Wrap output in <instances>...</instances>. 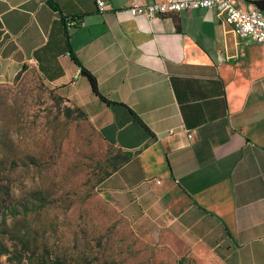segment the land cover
<instances>
[{
    "label": "crops",
    "instance_id": "obj_1",
    "mask_svg": "<svg viewBox=\"0 0 264 264\" xmlns=\"http://www.w3.org/2000/svg\"><path fill=\"white\" fill-rule=\"evenodd\" d=\"M103 1L0 0V86L32 76L130 154L103 193L162 229L177 256L264 264V43L216 10L147 20L128 9L154 0Z\"/></svg>",
    "mask_w": 264,
    "mask_h": 264
},
{
    "label": "rangeland",
    "instance_id": "obj_2",
    "mask_svg": "<svg viewBox=\"0 0 264 264\" xmlns=\"http://www.w3.org/2000/svg\"><path fill=\"white\" fill-rule=\"evenodd\" d=\"M116 153L32 76L1 85L0 234L24 239L34 264H218L177 256L162 229L105 197Z\"/></svg>",
    "mask_w": 264,
    "mask_h": 264
},
{
    "label": "built area",
    "instance_id": "obj_3",
    "mask_svg": "<svg viewBox=\"0 0 264 264\" xmlns=\"http://www.w3.org/2000/svg\"><path fill=\"white\" fill-rule=\"evenodd\" d=\"M100 10H104L105 1L94 0ZM264 2V0H262ZM196 10H216L223 21L240 38L251 39L255 43H264V14L256 6L243 8L235 0H154L149 4L132 5L128 11L132 18L147 20L164 19L170 15ZM67 26L78 28L83 24L75 19ZM173 135L174 132L169 133ZM188 138L192 134L187 131ZM157 184H160L158 181Z\"/></svg>",
    "mask_w": 264,
    "mask_h": 264
},
{
    "label": "trees",
    "instance_id": "obj_4",
    "mask_svg": "<svg viewBox=\"0 0 264 264\" xmlns=\"http://www.w3.org/2000/svg\"><path fill=\"white\" fill-rule=\"evenodd\" d=\"M256 6L261 10L264 11V2H255ZM74 61L81 67V73L84 77H86L89 81L91 91L92 93L97 96L101 101L106 103L109 106H113L114 103L108 101L106 98H104L100 93L97 85V81L95 77L89 73L81 64L77 61V59L74 57ZM83 119L86 120L85 116L78 110H76ZM70 112V111H69ZM140 124L141 121L138 120ZM143 126V125H142ZM131 159V155L127 153H120L117 152L116 155L113 157V164H112V171L108 173L105 180L111 176L113 173H115L122 165L129 162ZM104 180V181H105ZM0 224H6L5 219L0 217ZM26 235L30 233L29 229L26 228L25 230ZM36 233V232H34ZM8 233H2L0 234V264H3L2 258L7 257L9 262H16V264H34L31 257L34 255V253L31 255V257H28V251L29 247L28 243L23 240H19L18 237L15 236H9ZM26 235H24V238H26ZM7 236V237H6ZM6 238V240L4 239ZM11 242V243H10ZM12 244V246L8 244ZM28 248V249H27ZM182 264V261L180 262Z\"/></svg>",
    "mask_w": 264,
    "mask_h": 264
}]
</instances>
